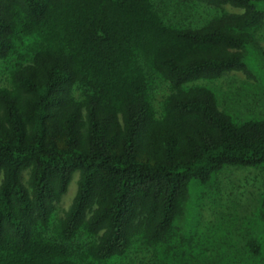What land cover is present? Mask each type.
Returning a JSON list of instances; mask_svg holds the SVG:
<instances>
[{"label":"trees","instance_id":"1","mask_svg":"<svg viewBox=\"0 0 264 264\" xmlns=\"http://www.w3.org/2000/svg\"><path fill=\"white\" fill-rule=\"evenodd\" d=\"M263 24L264 0H0V264H264V191L182 226L193 179L264 165V117L199 82L252 76Z\"/></svg>","mask_w":264,"mask_h":264},{"label":"rangeland","instance_id":"2","mask_svg":"<svg viewBox=\"0 0 264 264\" xmlns=\"http://www.w3.org/2000/svg\"><path fill=\"white\" fill-rule=\"evenodd\" d=\"M227 8L233 11L240 10L231 5H227ZM246 63L252 76H248L244 71L233 70L217 80L199 81L216 93L220 108L226 107V112L237 121L264 117V24L257 31V44L251 43L246 47ZM78 176V173L74 174L68 190L63 196L60 203L62 209L71 203L75 195ZM204 191L207 192L205 202H209L210 196L218 191L217 196H219L218 199L222 206H217L216 209L231 213L230 217H237L238 222L245 216L256 218L255 210L260 194L264 191V165L251 168L226 167L206 184H202L196 179L191 181L190 199L182 226L187 233L193 231V228H197L205 239L208 233L203 228V222L209 226L210 222L216 219L217 213L214 207H212L213 210L207 207L204 210L203 219L202 216L200 218L198 208L202 205L201 193ZM254 219L248 221V228L252 229L257 225L254 223ZM229 225H231V221L225 223L226 227H214L212 231L214 234L225 236V230L232 229Z\"/></svg>","mask_w":264,"mask_h":264}]
</instances>
